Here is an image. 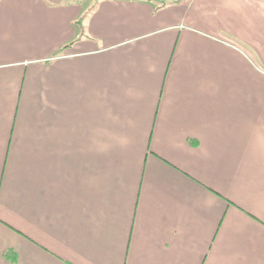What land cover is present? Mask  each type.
<instances>
[{
  "label": "crops",
  "instance_id": "crops-1",
  "mask_svg": "<svg viewBox=\"0 0 264 264\" xmlns=\"http://www.w3.org/2000/svg\"><path fill=\"white\" fill-rule=\"evenodd\" d=\"M0 264H264V0H0Z\"/></svg>",
  "mask_w": 264,
  "mask_h": 264
},
{
  "label": "rangeland",
  "instance_id": "rangeland-1",
  "mask_svg": "<svg viewBox=\"0 0 264 264\" xmlns=\"http://www.w3.org/2000/svg\"><path fill=\"white\" fill-rule=\"evenodd\" d=\"M84 5L89 4V0H81Z\"/></svg>",
  "mask_w": 264,
  "mask_h": 264
}]
</instances>
